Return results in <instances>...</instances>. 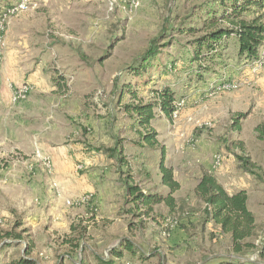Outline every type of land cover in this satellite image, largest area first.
<instances>
[{"label": "rangeland", "instance_id": "rangeland-1", "mask_svg": "<svg viewBox=\"0 0 264 264\" xmlns=\"http://www.w3.org/2000/svg\"><path fill=\"white\" fill-rule=\"evenodd\" d=\"M8 1L12 7L22 0ZM26 4L14 14L4 12L0 23V264L23 256L31 241V255L40 264H101L99 259H114L110 250L122 238L131 239L146 256L132 258L124 252L114 264H215L233 258L264 264V139L256 131L264 125V63L255 70V62H245L233 36L213 53V61L195 59V36L182 31L203 27L205 19L220 15L227 4L140 0L136 9L124 4L111 7L108 0H26ZM22 30H28L31 45L37 44L27 53L29 68L9 54ZM155 37L159 47L166 44L151 59L148 78L172 86L176 102L181 103L179 115L172 119L157 109L152 121L159 134L157 147L127 146L126 155L135 183L147 193L165 196L169 189L161 183L159 168L164 148L165 164L173 165L174 177L181 183L174 193L176 208L171 211L164 202L151 207L124 202L119 212L103 219L105 223L88 228L84 250H72L63 243L70 233L69 228L65 232L68 224L58 229L52 224L53 199L59 192L51 177V157L43 153L40 143L45 133L54 135V143L64 142L66 121L73 130L65 140H79V126L85 124L79 119L106 125L108 119L116 136L136 138L132 120L118 105V91L131 77L127 66L139 62ZM60 75L70 94L76 93L70 106L79 108L81 102L80 113L70 116L67 102L62 101L66 98L52 97L50 88ZM30 78L51 80L39 91L28 83L32 86L28 96L13 102L15 89ZM225 82L236 87L216 89ZM151 86H137L139 96L149 99ZM128 101L130 96H124L122 103ZM104 110L111 111L110 116ZM239 113L246 116L235 118ZM84 128V134H93V128ZM241 153L256 165L254 173L241 167L237 158ZM217 156L221 161L215 166ZM204 171L213 173L230 193L247 191L248 207L256 217V235L251 239L255 247L237 254L230 235L222 234L213 222H204L205 203L194 193ZM68 201L72 199L66 206L79 207ZM73 222L78 224L79 217ZM7 231H24V238L5 244Z\"/></svg>", "mask_w": 264, "mask_h": 264}, {"label": "trees", "instance_id": "trees-1", "mask_svg": "<svg viewBox=\"0 0 264 264\" xmlns=\"http://www.w3.org/2000/svg\"><path fill=\"white\" fill-rule=\"evenodd\" d=\"M226 3V8L220 15H213L204 21L203 27H184L182 31L195 36L192 45L196 53L195 59H210L213 61V53H217L222 47L225 39L233 36L238 44V53L241 58L248 62L262 61L264 56L261 54L264 48V0H221ZM11 7L8 0H0V23L3 21V13ZM164 31V29H163ZM163 31L161 36H163ZM165 36V35H164ZM159 37H155L150 41L149 46L141 53L138 63H131L127 67V73L131 76L124 81L118 91V105L132 120L137 137L131 139V145L136 147L146 146L155 149L159 144L158 131L152 126L155 119L157 109L170 118L171 112L177 108L176 94L172 86L168 83H158L157 80L148 78L151 59L157 58L161 49L166 43H162L159 47ZM223 48V47H222ZM206 56V57H205ZM132 78V79H131ZM139 78V79H133ZM149 89L150 98L145 99L139 96L137 86H146L151 84ZM55 85L61 89H68V84L63 75L55 79ZM129 95L130 101L122 103L124 96ZM246 113H239L235 118L242 119ZM239 123V121H235ZM259 138L264 139V125L258 126L256 129ZM115 142L112 147H99L112 157L117 164V172L119 181L124 186L125 197L129 202H133L136 206L140 203H161L164 202L171 211L176 208V200L174 193L181 188V183L174 177L171 167L165 164V150H161V160L159 164L161 173V183L169 189L167 195L150 194L143 191L139 184L135 183V177L132 171L131 163L126 155V147L124 141L119 136H115ZM241 151L245 152L243 143L238 145ZM241 167L250 173L255 172L256 165L243 153L237 155ZM195 195L204 203V222H213L219 227L222 234L230 235L233 250L235 253H241L244 249L255 247V243L251 240L256 235V217L248 207V193L245 189H240L230 193L218 181V179L210 171H204L198 180L194 189ZM151 207V205H150ZM93 209L89 212L90 217L94 218L96 212ZM89 217V218H90ZM88 218V219H89ZM85 219L79 218V223H71L70 233L63 240L64 244H69L72 250L85 248V239L87 237L89 224L84 223ZM27 231V230H25ZM23 232L14 233L7 231V238L4 243L12 245L15 240L24 238ZM13 237L14 239H11ZM10 245V246H11ZM24 255L14 259L9 264H40L38 259L31 254L34 251V244L26 243L24 247ZM111 256L121 258L124 252L130 254L132 258L146 256L140 253L136 244L129 238H122L119 244L111 250ZM111 259H99L101 264H114ZM62 264V263H61ZM215 264H257L238 259H223Z\"/></svg>", "mask_w": 264, "mask_h": 264}, {"label": "crops", "instance_id": "crops-1", "mask_svg": "<svg viewBox=\"0 0 264 264\" xmlns=\"http://www.w3.org/2000/svg\"><path fill=\"white\" fill-rule=\"evenodd\" d=\"M24 28L25 26L23 25V29ZM26 31L22 30L23 34L17 37L18 42L15 43V47H12L9 54L10 56L15 57V59H13L14 61L20 60V63H18L20 66L24 64L29 68L31 67V58L29 57L30 54L27 53L37 44H30L34 41H32L33 39L31 36L29 37V35L26 34ZM245 62H247V60ZM252 63L253 62H249L251 65ZM49 80L51 79L30 78L23 80V82L29 83L30 85L32 84L34 87L33 89L39 91V89H44ZM50 92L54 99L57 98L58 100L60 97L66 98L62 101L67 102L66 104L69 106L67 107V113L70 116L75 115L78 112L80 113L81 102H79V108H72V104L70 106V103L74 99L73 95H76V93H72L71 95L70 90L67 89L64 91L59 89L55 85V81L54 87L51 86L50 88ZM52 97L51 99L54 100ZM68 97L69 99H67ZM103 112L110 116L111 111L106 112V110H104ZM79 117L81 116L79 115ZM55 122L57 123V121H54V123ZM66 122H63L64 128H62V134L66 133L63 135L64 142H61L60 144L54 143L52 141L55 139L54 135H48L45 133V140H42L40 146L43 149V153L48 154V156L51 157L53 164L51 177L52 180L55 181L54 185L57 187L56 190L59 192L56 198L53 199V201L56 202V206L52 209L53 227L57 229L64 228L66 227V224H68L65 232H69L71 223L77 217L85 219V222H89L88 228L90 229L94 224L100 225V223H105L106 220L103 219L107 217L108 214L119 212L124 202H133L126 200L125 189L119 181V174L116 170V161L107 153L98 150L99 147H112L115 142L114 137L116 136V133L111 130L108 119L106 121L107 125L105 123L93 122L91 119L86 121L79 119V123L84 122L85 124L82 123L83 126L81 129L79 126V140L76 141L65 140L66 137H70L71 131L73 130L69 121ZM56 123L55 126H57ZM85 126L89 130L90 128H93L94 131L92 130V135L89 133L84 134L83 131L85 130ZM99 133L101 136L100 138ZM120 138L123 139L124 137ZM124 139H126V141H124V146L126 148L127 146H133L130 142L131 138ZM172 166L173 165L169 167L172 168ZM175 171L176 170L174 169V173ZM86 193H91L93 195L92 203L88 205L80 204L79 207L66 206L67 200L74 199L78 196L80 197ZM93 206L96 207V214L94 218H91L89 212L92 210L91 207ZM54 232L55 234L59 233L58 231ZM53 236L55 235L53 234Z\"/></svg>", "mask_w": 264, "mask_h": 264}, {"label": "built area", "instance_id": "built-area-1", "mask_svg": "<svg viewBox=\"0 0 264 264\" xmlns=\"http://www.w3.org/2000/svg\"><path fill=\"white\" fill-rule=\"evenodd\" d=\"M109 4H111V7L115 6V5H121L124 4L127 8L130 9H136L139 7L140 5V0H108ZM27 6L26 4V0H22L20 3H17L15 5H13L12 7L8 8L7 10V14H14L18 11H20L21 9H24ZM3 29V27H2ZM1 41V39H0ZM263 66V62L262 61H256L254 63V67L255 70H259L261 67ZM236 87V84H233L231 82H225L223 84H220L216 87V89L218 90H229ZM31 89V86L28 83H24L21 86L17 87L15 89V91L13 92V102H17V101H21L23 99H25L28 96V93ZM181 103H177V108L175 110H173L171 112L170 117L173 118H177L179 115V107H180ZM221 161V157L217 156L216 160H215V166L218 165ZM45 163H49V158H45ZM93 201V195L91 193H86L81 195L80 197H78L77 199H72V201H68L70 204H75L78 203L79 205H88L90 203H92Z\"/></svg>", "mask_w": 264, "mask_h": 264}]
</instances>
